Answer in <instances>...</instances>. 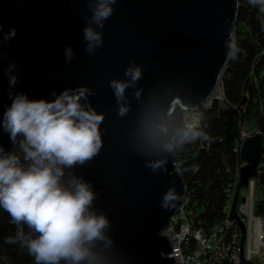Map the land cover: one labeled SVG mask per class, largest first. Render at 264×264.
I'll use <instances>...</instances> for the list:
<instances>
[{
	"label": "water",
	"instance_id": "obj_1",
	"mask_svg": "<svg viewBox=\"0 0 264 264\" xmlns=\"http://www.w3.org/2000/svg\"><path fill=\"white\" fill-rule=\"evenodd\" d=\"M98 3L0 0V120L17 93L51 101L62 91L86 88L80 103L103 116L98 125L101 147L83 165L65 169L63 181L75 176L88 183L94 194L90 210L108 222L104 239L91 246V264H174L168 257V239L160 233L183 207L185 189L172 150L164 148L165 130L159 126L175 106L204 110L220 99L222 157L233 151L239 140L234 110L215 92L229 59L238 2L109 0L111 14L97 22ZM13 28L16 35L5 39ZM86 28L98 33L100 40L85 39ZM136 67L141 76L132 82L125 71ZM12 76L16 82L10 86ZM113 80L128 82L119 101L110 86ZM243 102L244 98L239 106ZM121 106L126 108L123 115ZM0 146L14 150L2 126ZM237 146L244 165L238 169L227 221L238 231L239 264H263L256 255L243 258L246 227L236 206L243 201L239 192L247 190L249 180H254L253 198L260 199L256 179L264 138L255 131ZM157 161L164 163L153 168ZM169 191L177 199L165 202ZM0 209L17 232L10 215ZM23 230L27 236L26 225Z\"/></svg>",
	"mask_w": 264,
	"mask_h": 264
},
{
	"label": "clouds",
	"instance_id": "obj_2",
	"mask_svg": "<svg viewBox=\"0 0 264 264\" xmlns=\"http://www.w3.org/2000/svg\"><path fill=\"white\" fill-rule=\"evenodd\" d=\"M248 3L264 11V0ZM111 12L109 0H99L94 19L99 22ZM84 31L85 39L100 40L91 28ZM15 35L13 28L5 39ZM229 48V57L234 59L239 49L234 42ZM67 54L71 56L70 50ZM125 75L135 82L141 71L139 67L128 68ZM15 82L16 77H10L9 85ZM110 86L119 101L128 82L113 80ZM86 91L84 87L72 92L65 90L51 101L30 100L27 94L17 93L0 120L14 146L12 151L0 146V208L10 215L11 223L17 227L16 238L26 245L35 264H60L62 260L66 264H91L93 242L104 239L103 230L108 222L103 215L90 210L94 200L90 185L75 176L63 181L65 169L83 165L101 147L98 125L103 116L82 106L80 101ZM125 112L126 108L121 106L119 114ZM201 137L208 139L193 122L177 130L174 140L179 146ZM164 148L171 151L173 144L167 143ZM163 163L157 161L152 167ZM164 199L167 202L177 197L169 191ZM24 225L29 230L27 236ZM8 240L13 242L14 238Z\"/></svg>",
	"mask_w": 264,
	"mask_h": 264
},
{
	"label": "trees",
	"instance_id": "obj_3",
	"mask_svg": "<svg viewBox=\"0 0 264 264\" xmlns=\"http://www.w3.org/2000/svg\"><path fill=\"white\" fill-rule=\"evenodd\" d=\"M237 2V18L230 44L234 42L239 51L234 59L229 57L219 80L218 93L234 110L239 130L248 126L264 138V11L259 6L250 5L248 0ZM242 98L244 102L239 106ZM218 108L216 100L204 110L175 106L160 126L165 130V144H173L174 164L185 189L182 208L185 221L192 229L205 234L216 231L219 240L229 245L234 243L236 225L227 221L226 211L231 203L240 162L238 140L232 146L233 151L222 157L224 117L218 113ZM193 122L208 139L201 137L178 146L174 140L177 130ZM256 184L260 199L253 198V214L258 215L264 207V155L258 167ZM16 236L17 232L0 209V264H35L26 245ZM9 237L14 238L13 242H9ZM18 246L26 251H19Z\"/></svg>",
	"mask_w": 264,
	"mask_h": 264
},
{
	"label": "built area",
	"instance_id": "obj_4",
	"mask_svg": "<svg viewBox=\"0 0 264 264\" xmlns=\"http://www.w3.org/2000/svg\"><path fill=\"white\" fill-rule=\"evenodd\" d=\"M252 182L250 188L244 191L243 201L238 202L236 210L243 217L246 216V238L243 249V258L250 260V255H256L264 264V207L258 215H247V197L253 193ZM253 197V196H252ZM183 208V207H182ZM181 208V209H182ZM180 209V210H181ZM179 210V211H180ZM253 223V230L251 228ZM236 229V228H235ZM233 235L234 243H224L217 237V232L208 234L201 230H194L185 221L183 213H176L169 218L168 224L161 231L170 246V253L174 264H239L238 231Z\"/></svg>",
	"mask_w": 264,
	"mask_h": 264
},
{
	"label": "rangeland",
	"instance_id": "obj_5",
	"mask_svg": "<svg viewBox=\"0 0 264 264\" xmlns=\"http://www.w3.org/2000/svg\"><path fill=\"white\" fill-rule=\"evenodd\" d=\"M218 91H219V89H217V91L215 92V94H217V95H219V96H221L219 93H218ZM218 102H219V108H221L222 106H223V102H221L220 101V99L219 100H217ZM227 105V104H226ZM228 107H230L229 105H227ZM218 108V109H219ZM237 124V123H236ZM159 127H161V126H159ZM162 128V127H161ZM254 130L253 129H250V128H248V126H244L243 127V129L242 130H239V140H238V145L241 143V141L245 138V137H247V136H250V135H252ZM235 142H236V140L234 141V144H235ZM165 145V144H164ZM241 165H244V163L243 162H241V163H239V166H238V169H239V167L241 166ZM252 182V188L254 187V180H249L248 181V183H247V188H248V190H249V188H250V183ZM251 188V189H252ZM233 189H234V185H233ZM233 189H232V194H231V196H230V198H232V195H233ZM245 197V194H244V191H240L239 192V196L238 197ZM253 193H252V195L251 196H248V191H247V193H246V197H247V208H246V213H247V215L248 214H250L252 217H254L255 215L253 214V203H252V201H253ZM230 201H231V199H230ZM237 207V206H236ZM229 208H230V206L228 207V209H227V211H226V216H227V214H228V211H229ZM237 211V210H236ZM180 213H183L182 212V209L179 211V214ZM236 214H238L237 216L243 221V223L245 224V220H244V218H246V216L245 215H243V217L242 216H240V214L237 212ZM246 225V224H245ZM253 223H251V228H252V230H253ZM17 249L19 250V251H26V248H24V247H22V246H18L17 247ZM264 250V249H263Z\"/></svg>",
	"mask_w": 264,
	"mask_h": 264
},
{
	"label": "bare ground",
	"instance_id": "obj_6",
	"mask_svg": "<svg viewBox=\"0 0 264 264\" xmlns=\"http://www.w3.org/2000/svg\"><path fill=\"white\" fill-rule=\"evenodd\" d=\"M244 215V214H243Z\"/></svg>",
	"mask_w": 264,
	"mask_h": 264
}]
</instances>
